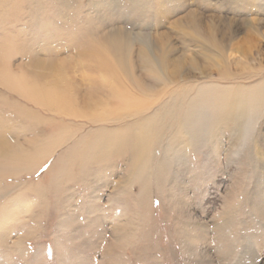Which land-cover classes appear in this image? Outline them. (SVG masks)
I'll return each mask as SVG.
<instances>
[{"label":"rangeland","instance_id":"obj_1","mask_svg":"<svg viewBox=\"0 0 264 264\" xmlns=\"http://www.w3.org/2000/svg\"><path fill=\"white\" fill-rule=\"evenodd\" d=\"M0 264H264V0H0Z\"/></svg>","mask_w":264,"mask_h":264},{"label":"bare ground","instance_id":"obj_2","mask_svg":"<svg viewBox=\"0 0 264 264\" xmlns=\"http://www.w3.org/2000/svg\"><path fill=\"white\" fill-rule=\"evenodd\" d=\"M114 41H115V40H114ZM116 42H117V41H116ZM116 42H115V43H116ZM114 48H118V47H114ZM116 54H117V52L114 51V55H116ZM166 117H167V116H166ZM164 119H165V118H164ZM127 144H129V143H127ZM126 146H127V145H126Z\"/></svg>","mask_w":264,"mask_h":264}]
</instances>
